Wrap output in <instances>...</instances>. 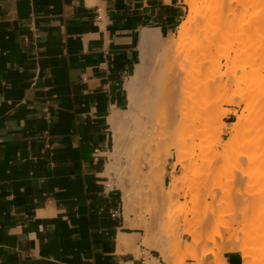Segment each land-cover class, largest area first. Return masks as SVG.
<instances>
[{
  "label": "crops",
  "instance_id": "0c3cea01",
  "mask_svg": "<svg viewBox=\"0 0 264 264\" xmlns=\"http://www.w3.org/2000/svg\"><path fill=\"white\" fill-rule=\"evenodd\" d=\"M185 17L183 0H0V264L163 262L110 155L142 38ZM162 187L140 203L159 211L148 222L172 205Z\"/></svg>",
  "mask_w": 264,
  "mask_h": 264
},
{
  "label": "rangeland",
  "instance_id": "374dc122",
  "mask_svg": "<svg viewBox=\"0 0 264 264\" xmlns=\"http://www.w3.org/2000/svg\"><path fill=\"white\" fill-rule=\"evenodd\" d=\"M184 5L186 17L172 37L141 45L140 67L155 58L158 46L176 40L188 16ZM224 12L197 10L196 29L193 24L190 30L201 50L184 62L194 81L186 117L173 138L146 128L138 118L126 125L125 112L114 134L127 127L131 140L136 127L144 136L142 143H128L125 156L113 151L110 172L126 197L135 198V203L126 199V207L139 210V225L150 227L163 249L167 262L158 264H225L224 252L238 253L239 264H264V0H249L233 24L221 20ZM157 187L172 202L166 210L177 203L179 209L166 221L148 222L159 211L140 203Z\"/></svg>",
  "mask_w": 264,
  "mask_h": 264
},
{
  "label": "bare ground",
  "instance_id": "6f19581e",
  "mask_svg": "<svg viewBox=\"0 0 264 264\" xmlns=\"http://www.w3.org/2000/svg\"><path fill=\"white\" fill-rule=\"evenodd\" d=\"M184 3L188 6V16L177 32L176 40L174 41L171 39L174 42L170 44L163 43L158 46L155 58H152L151 62H144L141 67L139 65L138 67L140 68L137 71L135 69L136 72L131 75L126 84L129 101L127 108L123 111L126 115V125L130 124L131 126L135 124L138 118L137 121L143 126L154 132H160L159 134H171L177 127L180 128V123H183L184 117H186L184 111L186 100L189 99L192 94V84L190 82L194 81L191 75L187 76L186 69L188 71V66H184V62L186 59H191L196 56V52L201 50L200 43L196 40L194 34L195 31H193V29L190 30L197 17V10L210 11L219 8L225 9L227 13H222L221 20L233 24L237 22L242 16L241 14L247 9L249 0H184ZM221 11L223 12V10ZM195 29L196 27L194 24V30ZM142 42L145 44H156L160 42V40L155 34H147L142 38ZM155 53L156 52L153 54ZM145 55L146 54H144V56ZM228 58L229 56L226 57L227 60ZM242 121L243 120L239 118L237 124L240 125ZM126 128L127 127H125V129L122 128V134H117L115 138L114 151L117 155H127L129 142H131L132 145H135L138 141L139 143L144 142L140 139L142 135L139 136V134L142 132L139 128H134V137L131 140ZM142 131H146V129L142 128ZM169 141L170 140H168V142ZM148 142L150 143V141ZM178 162H180V160ZM178 207L179 204L177 203L172 208L166 210L161 215L160 220L166 221L170 219L172 215L178 211ZM144 244H147L150 249L158 251L162 260L167 262L166 256L162 251L163 249L157 245V243L151 244L146 242ZM146 264H158V261L157 259L151 258L150 262L148 261Z\"/></svg>",
  "mask_w": 264,
  "mask_h": 264
},
{
  "label": "built area",
  "instance_id": "2783aa9c",
  "mask_svg": "<svg viewBox=\"0 0 264 264\" xmlns=\"http://www.w3.org/2000/svg\"><path fill=\"white\" fill-rule=\"evenodd\" d=\"M139 257H140V264H146L150 260L149 251L145 250L144 248L140 249Z\"/></svg>",
  "mask_w": 264,
  "mask_h": 264
}]
</instances>
